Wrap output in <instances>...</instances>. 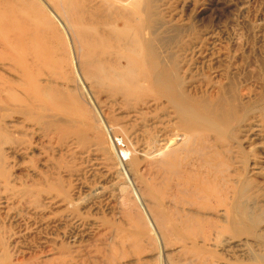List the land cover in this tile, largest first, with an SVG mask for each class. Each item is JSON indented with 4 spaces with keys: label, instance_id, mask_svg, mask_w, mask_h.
Here are the masks:
<instances>
[{
    "label": "rangeland",
    "instance_id": "1",
    "mask_svg": "<svg viewBox=\"0 0 264 264\" xmlns=\"http://www.w3.org/2000/svg\"><path fill=\"white\" fill-rule=\"evenodd\" d=\"M64 1L72 5L69 12ZM147 1L152 12L133 18L131 0H5L17 2L40 30L35 52L20 51L33 75L0 66V78L14 82L19 95L29 83L36 98L47 85L59 88V102L52 92V99L41 98L42 106L56 108L62 121L73 119L89 141L59 139L56 132L64 127L43 130L14 114L11 108L24 107L23 101L11 103L9 113L14 112L3 122L28 148L15 155L1 146L0 180L8 178L18 192L32 194L1 204L0 226L15 235L11 246L18 238L19 246L10 249L29 250L18 257L23 264H47L53 243L66 246L60 264H264V0ZM77 6L118 25V41L104 38L98 49L109 68L128 71L137 81L132 95L149 99L146 104L98 94L84 79L72 23ZM46 18L52 22L48 30ZM140 18L148 26L142 38L152 33L157 42L151 57L164 51L168 72L178 75L186 94L200 102L234 99L239 121H231L221 138L210 131L179 134L170 110H159L167 104L156 90L150 89L153 99L144 96L148 64L138 47L132 54L126 45ZM14 20L5 15L0 25ZM107 24L100 28L107 31ZM39 103L30 108L36 112ZM100 186L104 193L93 196ZM35 197L43 209L35 208ZM74 200L78 204L67 209ZM6 215L14 218L2 220Z\"/></svg>",
    "mask_w": 264,
    "mask_h": 264
},
{
    "label": "bare ground",
    "instance_id": "2",
    "mask_svg": "<svg viewBox=\"0 0 264 264\" xmlns=\"http://www.w3.org/2000/svg\"><path fill=\"white\" fill-rule=\"evenodd\" d=\"M131 1L132 2L129 5L132 6L134 10L130 11L129 15L127 14L129 17H133V18L138 17L140 13L142 14L146 13L147 15H149L152 12L148 6L149 2L147 0H131ZM133 2L135 3L133 4ZM16 3L8 4L5 3V0H0V20L5 15H9L11 17L13 15L15 18V20L12 23H9L7 26L0 25V54H2V58H0V66H7L8 68H10L12 72H16V73H19L20 71H24L28 75L32 76L33 75L32 69L28 64V61H26V58L24 57L23 53L20 51L21 49L28 47L29 50L35 52V50L37 49V45L34 41L35 40L34 36L37 33V31L40 30V25H38L31 17L23 15L21 13V8L18 7ZM30 5L34 6L35 9L43 11L39 5L37 7L35 6V4H31V2ZM62 8L64 10H67L68 12L73 9L72 5L68 3V1H64ZM75 13L76 16L72 18V23H73V27H75L76 29L78 47L80 49L79 61L81 65V72L83 74L84 79L91 83L92 88L95 89L98 94H101L102 92H106L109 96L120 95L123 98L132 97L133 102H137L140 104L142 103L143 105L146 104L147 100L149 101V99L147 100L145 98L138 99V98H134L132 95V91L139 88L137 81L131 79L128 76L129 74L128 71L126 72L124 70L117 71L109 68L108 62L105 59H103L104 53H102L98 49L100 43L104 41L103 40L104 38L106 40H109V38H111L112 40L118 41V37L116 34L118 31H120L118 25L114 23L108 25L107 23H105L106 20H104V23H102L97 18L94 11H90L85 14L83 9L79 6L75 8ZM106 24H107V31L100 28V26ZM51 25H52L51 19L46 18L44 21V26L46 27L45 30H48ZM138 26L140 29L138 28L137 30L134 31L135 37H133L132 39H126L127 40L126 45L127 47L132 48L131 50L132 54H134L136 48L138 47L141 53L143 54L144 61L148 64L149 73L143 76V81L148 85L147 87L149 88L145 87L143 89V91H147L146 93L147 96L143 93L144 96L146 98L151 97V99H153L152 98L153 95H151L150 89L154 88L156 90V92L158 93L156 97L159 99H163V101L167 104V107H162L159 110H164L165 108H168L170 110L171 114L177 120V124L174 127H176L175 129L179 132V134L180 133L187 134L192 131H207V132L210 131L215 134V137L217 139L221 138V136L225 134V127H227V125L231 121L232 122L239 121L237 119L238 116L235 115L236 114L235 108L237 107L233 105L234 99L227 97V98H222L220 100L216 99V102H208V101L200 102L192 99L188 94H186L185 91L181 89L178 75L171 74L170 72H168V68H167L168 60L167 58H161V55L164 54V51L157 52V56L155 58L151 57L150 51L151 50L157 51V47H155V44L157 42L154 40V38H152L154 37L152 33L149 34L150 36L149 40H144L142 38L141 33L143 29L144 28L146 29L148 27V26L146 27V20L145 19L142 20V18H140L138 20ZM17 28H21V29L18 33H14V31ZM21 41L23 42V45ZM26 44H28V46ZM13 84L14 82L4 81L0 78V135L2 136V139H0V148H2L1 147L2 145L3 146L7 145L8 150L15 155H17L18 153L22 154V152L26 151L28 148L27 146L24 145V141L21 138L19 139L12 138L13 134L11 136V134L9 133L3 122V118L7 116V112L9 113V111H11L10 110L11 103L13 102L14 99L23 101L24 103V107L15 106L11 108L15 111L14 114H23L25 115L26 119L29 122H35L39 126H41L42 124L41 126L42 129L46 131L55 129L56 124L58 123L59 125L64 127V129L62 128L63 130H57L56 132L59 139L64 138L67 135H72L81 145H85L89 142L84 136V134L80 131V127H77L76 129L77 124L73 119L68 118L69 120L62 121L59 118L60 117L59 115L61 113H57L55 111L56 108L54 110L52 108L45 109L43 107L44 105L42 104L43 101L41 98L43 97L46 99V101H48V99L51 97L50 93L52 92H56L57 101L59 100L60 98L58 95L59 88H57L56 86L51 87L50 85L45 86L43 90H40V96L37 97L39 99L36 100L37 98L32 95L33 90L29 83L26 84L25 89L27 93L24 95L17 94L16 91H14V89L12 88ZM227 85L229 86V83ZM232 89H234L233 86ZM226 92H228V90ZM34 101L36 102L40 101L39 104H41L39 105L40 109L37 110L36 112L34 109L30 108L31 106L34 105ZM128 102L129 101L124 100V105L129 106ZM56 103H53V105L54 104L56 105ZM57 105H59V103ZM45 110H50L53 115H51L50 117H46L45 116L46 114L44 112ZM13 112H10L9 114ZM166 118L170 120L167 121L170 123L171 122L170 116L166 115ZM82 122L84 121H80L78 123L84 125ZM8 127L10 128V126ZM174 127L171 126L172 130L174 129ZM65 129H67V132H65L66 131ZM229 134L230 132L228 133V135ZM15 136H17V134H15ZM171 152L170 153L168 152V154H171ZM1 154H0V163L2 159H4L2 158L3 155L1 156ZM168 154H164V156L166 157ZM160 157H162V155H160ZM161 163L163 164L164 162L162 161ZM1 164H0V169H1ZM4 168H6V166ZM2 177H5V175H3L0 172V179H2ZM6 180L4 179L0 180V184L3 186L2 194H0V205L6 204L8 201L13 200L14 197L16 198L19 197V199L21 198L22 200H24L26 197H30L28 194H32L31 191L26 192L27 190L26 191L22 190L21 192H18L17 189H14V187L10 186L9 181ZM53 189H54L53 187L47 188L48 191ZM104 191L105 188L100 186L95 189V194H93V196H100L102 195V193H104ZM238 199L239 197H237V200ZM33 203L36 205L35 208L41 207L43 209L42 206H38L39 203L36 197L34 198ZM75 203L78 204L76 200H74V202L68 201L66 208L69 209V205ZM232 208L234 207L232 206ZM159 209L162 210V207H159ZM5 217L8 219L14 218L10 215H6L2 217V220L3 218L6 219ZM6 231L7 230H5L4 226H0V264H23V259L19 260L18 257L19 255L21 256L25 253H28L29 250L27 251V249L25 248H19V249L14 248L15 250L10 249L14 245H16L15 247H18L19 245L17 244H19V242L17 241L18 240L17 238L16 242H12V244L14 243V245L11 246L10 241L11 239L13 240L15 235L12 232L11 234L10 231H9L10 234L7 233L8 231L7 232ZM243 233L247 234V231L244 230ZM49 248L50 249L48 250V252L50 253L48 254V256L50 258L46 260L47 264H60L61 262L64 261L60 255L61 251H63V249L66 248L64 244L53 243V245L50 246ZM39 253L43 254L44 252L39 251Z\"/></svg>",
    "mask_w": 264,
    "mask_h": 264
}]
</instances>
